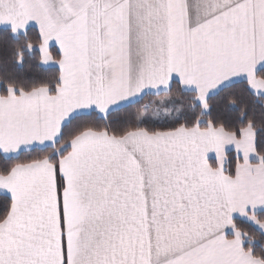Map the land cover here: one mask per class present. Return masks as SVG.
I'll use <instances>...</instances> for the list:
<instances>
[{
    "label": "snow or ice",
    "instance_id": "snow-or-ice-1",
    "mask_svg": "<svg viewBox=\"0 0 264 264\" xmlns=\"http://www.w3.org/2000/svg\"><path fill=\"white\" fill-rule=\"evenodd\" d=\"M0 264H264V0H0Z\"/></svg>",
    "mask_w": 264,
    "mask_h": 264
}]
</instances>
